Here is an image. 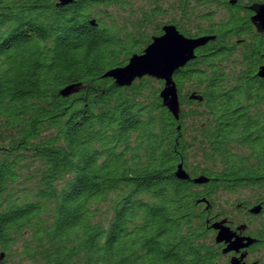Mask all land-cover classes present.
<instances>
[{"label":"trees","instance_id":"16d2710c","mask_svg":"<svg viewBox=\"0 0 264 264\" xmlns=\"http://www.w3.org/2000/svg\"><path fill=\"white\" fill-rule=\"evenodd\" d=\"M60 2L0 0V264H224L213 221L264 214V34L220 0ZM166 25L215 37L173 76L178 119L162 81L104 77Z\"/></svg>","mask_w":264,"mask_h":264},{"label":"water","instance_id":"95a60500","mask_svg":"<svg viewBox=\"0 0 264 264\" xmlns=\"http://www.w3.org/2000/svg\"><path fill=\"white\" fill-rule=\"evenodd\" d=\"M73 0H61V5L71 3ZM234 2L231 1V4ZM255 15L252 21L256 24L260 31H264V4L252 8ZM215 37L204 36L199 38H187L181 35L173 25H166L162 29V35L155 37L151 43L144 49L140 55H133L123 67L111 69L104 74L105 78L112 79L115 86L119 88L129 87L135 80L143 77L153 78L163 82V88L160 91L159 98L162 106L175 118L178 119L180 113L179 96L173 76L176 72L186 66L187 63L195 58V51L204 47L209 42H213ZM256 76L264 80V55L263 64L260 66ZM79 90L78 86H68L60 91L62 97H68ZM190 100L201 101L202 98L190 95ZM175 177L181 181L188 180L189 177L182 169L177 167ZM194 184H205L207 180L203 177L192 180ZM260 207L256 206L250 210L251 214L257 215ZM224 221L215 222L210 229L217 231L215 243H225L226 248L223 254L243 249L255 242L250 238H239L234 236L228 228L223 226ZM234 238V239H233ZM233 239V240H232ZM245 255L239 258H232L229 264H247L243 262ZM3 256L0 255V260Z\"/></svg>","mask_w":264,"mask_h":264},{"label":"flooded vegetation","instance_id":"af4514ba","mask_svg":"<svg viewBox=\"0 0 264 264\" xmlns=\"http://www.w3.org/2000/svg\"><path fill=\"white\" fill-rule=\"evenodd\" d=\"M231 1H233L234 3L231 4ZM220 2L222 3V5L223 3L227 4L228 7L236 6L241 8L242 9L241 13L243 12V10H248L249 12H247L248 13L247 23H243V21L241 22L242 25L244 26L243 29L246 28L247 30L248 28H250V31H252L253 34L255 35L264 34V31H260L258 29L257 23L255 24L252 21V17L255 15V12L252 10V8H256L264 4V0H252V1L251 0H220ZM223 13L227 15L226 11H223ZM241 41L242 38L239 39L238 43H240ZM199 49L200 48H198L197 50ZM191 67L192 65L189 62L186 64L184 68H182L181 71L185 72ZM190 107H192V105H190ZM250 208L251 207H248L246 205H241L239 206V208H237L239 212L237 211L235 213V215L237 216L227 217V218L220 217L218 220L213 221V222L224 221L223 226L228 228V230L234 236H237L239 238L245 237L255 240L254 243H252L246 248L238 250V252L232 251L226 254H223L222 251L223 249L226 248L227 244L223 242L216 244L217 246L220 247L221 254L224 256V264H229L232 258H239L241 255H245L243 262L247 264H264V214H262V216L248 214L247 212ZM208 230L211 231V233L215 238L217 231L213 229H208Z\"/></svg>","mask_w":264,"mask_h":264},{"label":"rangeland","instance_id":"374dc122","mask_svg":"<svg viewBox=\"0 0 264 264\" xmlns=\"http://www.w3.org/2000/svg\"><path fill=\"white\" fill-rule=\"evenodd\" d=\"M238 194H240L239 197H241V196L242 197H248L251 194V192L247 191V190H239V192L237 194L223 193V194L220 195V203H219V205L222 204L223 207L225 208V207H228L226 205V203H228V204H232V203L233 204H237L236 200L238 198ZM231 208H232V205L230 207L226 208V209H231Z\"/></svg>","mask_w":264,"mask_h":264}]
</instances>
